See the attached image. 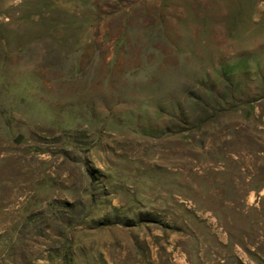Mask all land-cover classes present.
<instances>
[{
	"label": "rangeland",
	"instance_id": "374dc122",
	"mask_svg": "<svg viewBox=\"0 0 264 264\" xmlns=\"http://www.w3.org/2000/svg\"><path fill=\"white\" fill-rule=\"evenodd\" d=\"M0 264H264V0H0Z\"/></svg>",
	"mask_w": 264,
	"mask_h": 264
}]
</instances>
